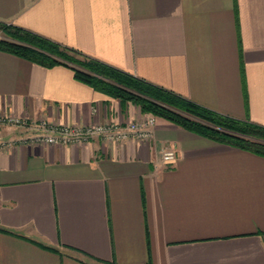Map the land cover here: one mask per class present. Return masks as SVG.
<instances>
[{"label":"crops","instance_id":"1","mask_svg":"<svg viewBox=\"0 0 264 264\" xmlns=\"http://www.w3.org/2000/svg\"><path fill=\"white\" fill-rule=\"evenodd\" d=\"M0 21L264 126V0H0ZM145 114L0 50V264H264L263 155L161 117L149 143L26 140Z\"/></svg>","mask_w":264,"mask_h":264},{"label":"trees","instance_id":"2","mask_svg":"<svg viewBox=\"0 0 264 264\" xmlns=\"http://www.w3.org/2000/svg\"><path fill=\"white\" fill-rule=\"evenodd\" d=\"M0 50L45 66L63 64L95 90L131 101L187 130L264 156V126L227 116L29 29L0 21Z\"/></svg>","mask_w":264,"mask_h":264},{"label":"built area","instance_id":"3","mask_svg":"<svg viewBox=\"0 0 264 264\" xmlns=\"http://www.w3.org/2000/svg\"><path fill=\"white\" fill-rule=\"evenodd\" d=\"M157 117L150 113L145 114L141 120L128 121L124 125L114 122L107 124H94L88 126H69L58 125L51 126L46 122H40L36 125L39 130L33 136L27 138L29 142L43 144H61L66 145L74 142L87 141L95 136H100L104 140L119 142L124 139L134 138L141 142L149 143L153 138V126ZM2 121L16 125H27L26 120L19 117H7ZM8 145H12L8 142ZM164 162H174L176 151L174 149H164L161 154Z\"/></svg>","mask_w":264,"mask_h":264},{"label":"rangeland","instance_id":"4","mask_svg":"<svg viewBox=\"0 0 264 264\" xmlns=\"http://www.w3.org/2000/svg\"><path fill=\"white\" fill-rule=\"evenodd\" d=\"M1 35V34H0ZM146 114H148V113H146ZM150 114H152V113H150ZM153 115V114H152ZM157 117V116H156Z\"/></svg>","mask_w":264,"mask_h":264}]
</instances>
